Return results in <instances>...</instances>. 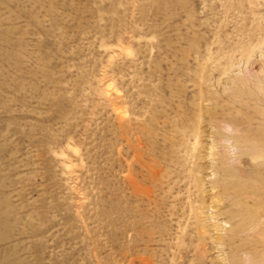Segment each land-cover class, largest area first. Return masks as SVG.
I'll list each match as a JSON object with an SVG mask.
<instances>
[{
  "label": "rangeland",
  "instance_id": "rangeland-1",
  "mask_svg": "<svg viewBox=\"0 0 264 264\" xmlns=\"http://www.w3.org/2000/svg\"><path fill=\"white\" fill-rule=\"evenodd\" d=\"M0 264H264V0H0Z\"/></svg>",
  "mask_w": 264,
  "mask_h": 264
},
{
  "label": "bare ground",
  "instance_id": "bare-ground-1",
  "mask_svg": "<svg viewBox=\"0 0 264 264\" xmlns=\"http://www.w3.org/2000/svg\"><path fill=\"white\" fill-rule=\"evenodd\" d=\"M133 148V147H132ZM252 160V159H251ZM250 162V161H249ZM252 165H253V160L250 162ZM253 171H254V169H252ZM252 170H250V171H252ZM250 174V173H249ZM260 174V173H259ZM262 176V175H261ZM262 178V177H261ZM222 189V188H221ZM244 189V188H243ZM216 192V191H215ZM261 193V192H260ZM250 194V193H249ZM256 194H258V193H256ZM260 195V194H259ZM218 199V198H217ZM254 199V198H253ZM192 201V200H191ZM196 203V202H195ZM201 203V202H200ZM244 205V204H243ZM199 209V208H198ZM245 209V208H244ZM247 209V208H246ZM218 212V211H217ZM200 215V214H199ZM253 215V214H252ZM261 216V215H260ZM217 218V217H216ZM236 221V220H235ZM228 222V221H227ZM257 222V221H256ZM259 222V221H258ZM221 223V222H220ZM226 223V222H225ZM257 224V223H256ZM195 225V224H194ZM205 226V225H204ZM263 229V228H262ZM263 231V230H262ZM205 233V232H204ZM237 235V234H236ZM247 235V234H246ZM201 236V235H200ZM243 239H244V237H243ZM255 240V239H254ZM239 242V241H238ZM219 246H220V244H219ZM231 258V257H230ZM260 262V261H259Z\"/></svg>",
  "mask_w": 264,
  "mask_h": 264
}]
</instances>
